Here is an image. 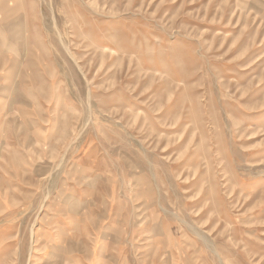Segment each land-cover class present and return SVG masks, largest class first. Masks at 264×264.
<instances>
[{"label":"rangeland","instance_id":"obj_1","mask_svg":"<svg viewBox=\"0 0 264 264\" xmlns=\"http://www.w3.org/2000/svg\"><path fill=\"white\" fill-rule=\"evenodd\" d=\"M19 1L0 264H264V0Z\"/></svg>","mask_w":264,"mask_h":264},{"label":"crops","instance_id":"obj_2","mask_svg":"<svg viewBox=\"0 0 264 264\" xmlns=\"http://www.w3.org/2000/svg\"><path fill=\"white\" fill-rule=\"evenodd\" d=\"M27 1V0H25ZM19 2H22L19 1ZM23 4H20V6H22ZM21 11L26 12L27 16H33V14H29V10L27 8L25 9H20ZM17 11V9L14 8H8L5 12L7 17L9 18L10 16H13L15 14V12ZM5 15V14H4ZM24 15V14H23ZM25 15V16H26ZM10 43V48H15L16 49V45L13 42H9ZM2 58H6L5 63L4 61L1 62V66L6 65L5 70H4V74L2 73V70L0 72V82H6L7 85L11 84L12 81H14V87H16L18 90L22 87L24 88H34V87H39V77L38 75H33L31 77V81H26L24 78L26 77V73L25 71L21 70V69H16V61H15V57L13 55L7 56V57H2ZM0 57V59H2ZM35 70H32V72L34 73ZM37 72V71H36ZM2 73V74H1ZM38 73V72H37ZM15 74V75H13ZM36 76V77H34ZM35 78V79H34ZM14 109L16 111H19L22 114H26L28 116L29 113L34 112L35 110H24L23 108H16V106L14 107ZM39 109V108H38ZM7 110L6 108H4L3 105L0 104V119L3 118L4 115H2L3 113L7 114ZM50 111V110H49ZM41 112L40 110L37 111V113ZM24 119V118H23ZM2 128L0 127V130ZM80 224L78 219H74L72 221V225H78Z\"/></svg>","mask_w":264,"mask_h":264},{"label":"bare ground","instance_id":"obj_3","mask_svg":"<svg viewBox=\"0 0 264 264\" xmlns=\"http://www.w3.org/2000/svg\"><path fill=\"white\" fill-rule=\"evenodd\" d=\"M67 51H68V49H67Z\"/></svg>","mask_w":264,"mask_h":264}]
</instances>
